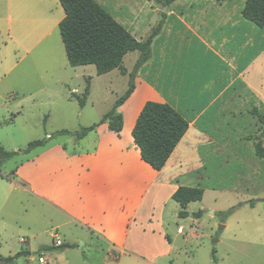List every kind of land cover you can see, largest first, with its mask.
Listing matches in <instances>:
<instances>
[{"label": "crops", "instance_id": "obj_1", "mask_svg": "<svg viewBox=\"0 0 264 264\" xmlns=\"http://www.w3.org/2000/svg\"><path fill=\"white\" fill-rule=\"evenodd\" d=\"M95 1L137 40L152 38L146 61L136 67L140 53L131 51L123 58L124 63L129 57L128 66L122 63L125 74L118 69L107 72L116 70L127 79L136 72L133 92L117 108L123 117L120 133L102 123L82 139L72 138L75 146L87 143L85 148L49 141L20 162L12 175L0 172V179L6 183V193L21 189L36 196L49 217V228L42 233L48 232L51 240L76 244L54 256L46 254L48 262L88 264L85 250L77 244L81 241L83 246H94L96 253L103 252L98 259L102 264H112L107 258L113 252L119 255L115 264L122 256H127L128 264H173L174 238L183 232L180 225L170 231L180 218V207L171 198L179 186L202 188L208 175L213 176L217 193L234 195L264 184V158L256 155L253 146V139H260L250 137L260 124L252 109L264 114L262 105L252 102L250 85L253 65L264 54V38L253 39L252 22L241 14L244 0L239 6L235 0ZM1 2L0 40L3 49L10 45L18 56L5 63L7 54L0 50L3 76L23 61V68L10 78L15 84L39 69L57 74L65 68L68 61L56 32L64 17L59 1L22 0L20 6L17 0ZM146 101L167 103L188 121L160 170L141 159L131 134ZM258 199L264 201V196ZM248 200L240 201L242 207L249 206ZM199 201L186 207L196 222L202 215L191 214L201 209L190 206ZM226 220L222 234L228 228ZM243 220L264 223V216ZM251 243L257 247L246 253V262L264 264L262 226H257ZM28 252L25 260L33 259L35 251ZM233 254L227 253V262ZM218 260L212 259V264H219Z\"/></svg>", "mask_w": 264, "mask_h": 264}, {"label": "rangeland", "instance_id": "obj_2", "mask_svg": "<svg viewBox=\"0 0 264 264\" xmlns=\"http://www.w3.org/2000/svg\"><path fill=\"white\" fill-rule=\"evenodd\" d=\"M235 1L236 5H241V0ZM16 3L19 6L23 5L22 0H17ZM156 4L157 6L162 5L161 3ZM21 10L23 11L24 8ZM3 12L4 6L0 0V14ZM252 25L253 39L264 38V29L261 30L253 23ZM56 32L59 34L58 30ZM57 36L60 40V34ZM2 44L0 40V50L2 49L7 54L5 63L16 61L18 56L14 48L8 45L3 49ZM62 50L65 52L64 46ZM24 64L25 61L8 76H3L1 73L3 65L0 64V145L6 150L18 151L25 148L30 141L45 137H48L46 144L49 141L64 142L69 148L87 147V143L83 142L75 146L76 143L72 142V135L61 134L58 131L66 129L74 132L82 126H90L98 122L101 115L112 107L117 96L123 93L128 83L127 77L120 76L116 70L98 75L93 64L71 67L65 63V68L58 70L57 74H52L49 70L46 73L45 70L39 69L38 72L27 74L25 81L15 84L16 81L10 78L23 68ZM123 64L129 65V57L124 60ZM37 75L39 77L34 78ZM59 76L62 77L61 80L58 79ZM88 77L91 86L90 94L86 97L85 104L80 106L77 98L82 97ZM250 85L252 102L257 106L261 104V108H264V54L253 65ZM246 106H248L247 99ZM257 125L259 127L256 131L253 120L251 130L253 133L256 132L250 137L259 138L261 146L264 147V136L259 134L262 127L258 123ZM249 129L250 126L246 122V130ZM35 149L29 153L19 152L5 160L0 165V172L8 176L12 175L11 171ZM212 179L211 175L203 178L201 182L204 189L202 199L190 206L194 210L203 211L199 220L192 221L188 216L189 218H179L176 224L170 225L171 232L179 225L183 228V232L174 238V245L177 249L170 257L173 264H212L213 248L216 251L214 256L216 260L219 259V264H248L246 253L257 247L251 243V237L257 231V226H262L264 231V223H256L255 220L244 222L243 217L264 216V201L258 199L264 196V184L261 188H251L247 191L243 189L232 195L213 191L215 182ZM5 185V181L0 179V254L10 256L28 249L30 253L35 251V255L33 259L28 258L27 260L20 255L12 262H0V264H53L51 261L48 262L46 254L54 256L63 250L45 251L41 247L44 245L61 246L63 242L59 239L51 240L48 232L42 233L44 229L49 228V217L46 210L42 209L39 200L29 191L14 189L6 193ZM243 198L254 200L255 206L249 203L247 204L249 206L242 207L244 204L237 206L227 217L225 224L228 228L225 233L220 232L215 242L213 238L217 234L220 222L216 212L242 203L240 201ZM219 236H222V241L218 244ZM26 240H29L28 243ZM77 244L85 250L89 259L88 264H102V261L98 259L103 257V252L96 253L97 251L92 249L95 248L93 245L92 248L88 244L83 246L81 241ZM232 251L235 254L230 256L231 261L227 262L226 255ZM118 256L116 252H113L108 255L107 259L115 264L114 258ZM120 264H128L127 256H122Z\"/></svg>", "mask_w": 264, "mask_h": 264}, {"label": "trees", "instance_id": "obj_3", "mask_svg": "<svg viewBox=\"0 0 264 264\" xmlns=\"http://www.w3.org/2000/svg\"><path fill=\"white\" fill-rule=\"evenodd\" d=\"M64 10V17L58 23V30L63 43L68 64L71 67L93 64L96 74L101 75L113 69H118L122 74L126 73L123 67L124 56L131 51H139L140 58L136 67L146 61L149 52L151 37L144 41L137 40L121 23H119L104 7L95 0H58ZM159 1V0H157ZM241 14L258 27H264V0H244ZM135 71L129 73L128 85L122 94L117 96L112 107L106 111L98 122L90 126H82L74 132L62 129L61 134H70L76 140L83 138L89 131L94 130L98 125L107 123L109 130L119 134L123 127V117L117 108L133 92L135 83ZM90 78H86V85L81 98H77L80 106L86 102L89 94ZM253 117L261 124L260 135H264V114L257 108L251 111ZM188 121L167 103L146 101L141 108L131 134L133 141L139 149L140 157L156 170H160L175 149L176 145L186 132ZM48 141V137L30 141L25 148L18 151L6 150L0 145V165L9 158L22 153H29L31 150L42 147ZM253 146L257 156L264 158V147L259 140L253 139ZM13 172H11L12 174ZM203 189L200 187L179 186L171 198L179 205L177 216L187 217V204L191 201L202 199ZM245 203L254 204V200ZM238 203L226 210L216 212L220 224L217 227V234L213 238L216 242L218 234L223 229V224L228 215L241 205ZM202 210L193 212V217H200ZM76 244L62 243L61 246L44 245L42 250H55L73 247ZM215 249H212V259ZM29 252L21 250L14 255L3 256L0 254V262L8 263L20 255L26 256Z\"/></svg>", "mask_w": 264, "mask_h": 264}]
</instances>
